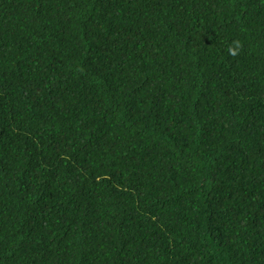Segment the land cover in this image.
<instances>
[{
  "label": "trees",
  "instance_id": "1",
  "mask_svg": "<svg viewBox=\"0 0 264 264\" xmlns=\"http://www.w3.org/2000/svg\"><path fill=\"white\" fill-rule=\"evenodd\" d=\"M0 264H264V0H0Z\"/></svg>",
  "mask_w": 264,
  "mask_h": 264
},
{
  "label": "clouds",
  "instance_id": "2",
  "mask_svg": "<svg viewBox=\"0 0 264 264\" xmlns=\"http://www.w3.org/2000/svg\"><path fill=\"white\" fill-rule=\"evenodd\" d=\"M238 42H237V47H238ZM229 54H235V51L232 48H229Z\"/></svg>",
  "mask_w": 264,
  "mask_h": 264
}]
</instances>
